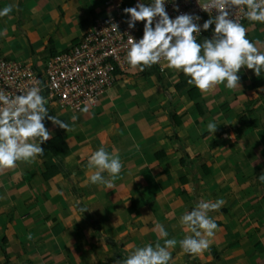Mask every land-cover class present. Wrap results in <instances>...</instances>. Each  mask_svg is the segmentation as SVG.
<instances>
[{"label": "crops", "instance_id": "0c3cea01", "mask_svg": "<svg viewBox=\"0 0 264 264\" xmlns=\"http://www.w3.org/2000/svg\"><path fill=\"white\" fill-rule=\"evenodd\" d=\"M92 1L94 4L91 3ZM116 1L123 3L126 7H134L138 2L145 3L146 0ZM8 5L13 6V11L9 14L11 18L0 17V33H2L0 34V55L11 61L32 64L38 69H42L52 56L77 44L98 16L99 10L102 11L103 8V13L107 14L111 9L107 5L103 7L102 0H0V10ZM247 33L249 36L250 32ZM252 40L256 41L260 51L264 52V38ZM180 73L165 68L161 77L163 78V74H166L168 77L175 76L178 80ZM238 75L241 77V86L233 93L226 94L228 89L225 84L217 86L212 91L213 94H204L199 91L200 97L213 96L216 101L214 100L211 104H215V107L209 110L210 113L215 114V118L210 120L211 114L206 108L205 120L203 117L198 121L192 116L195 108L189 107L190 104L183 100L184 96L177 100L176 107V101L175 103L173 101L172 106H167L164 101L161 102L165 98L171 101L173 94H163L160 90L154 89L153 84L150 83L151 79H154L152 77L145 80L148 81L147 85L141 81H135L136 79L134 86L128 85L130 81L133 82L132 77L116 81L101 99L100 104L90 109L94 118H88V122L81 125L83 128L85 125L90 126L88 129L69 130L62 133L68 144V151L59 158L46 157L41 160L38 158V167H30L28 171L33 169V177H36L39 171L36 183L34 182L38 185L39 195V207L34 209L40 208L39 215L37 212L32 215L30 211L29 215L17 216L19 214L14 212L12 222L25 224L28 219H30L29 222H33V219L36 222L46 219V223L54 224L58 218H63V221H68L66 223L68 227L72 226V229L67 231L65 246L67 251L62 253L63 259L57 262L66 260L63 264H115L127 257L124 251L125 246L129 250H134L136 247L147 244L154 246L157 240L163 244L165 238L160 236L157 225H163L168 232L167 239L175 238L179 241L186 235H191L190 231H186L180 225V217L186 211L193 210L200 200L215 201L226 197L224 200L230 203L226 202L227 205L225 204L219 211L209 213L219 226L209 249L201 255H189L184 253L177 244L175 248L169 249L173 264H264V213L261 214V218L258 217L259 220H254V217L258 216L257 213L264 212V199L257 197L249 199L243 195L251 188L249 184L246 185V182L252 187L260 185L261 192L264 191V182L254 183L250 180L255 177L252 174L253 171L259 169L264 171V159H258V156L252 152L253 147L258 145L260 148L263 144L257 152L264 153V116L261 117V115V120L259 119L257 123H248L243 120L249 128L256 129L257 135L260 136L257 141L243 140L241 146L240 138L238 144L230 149L228 145L231 140H226L222 136L218 137L217 134L225 123L228 124L227 121L233 114L222 112L223 101L221 103L220 100H224L223 96L228 98V95H231L236 99L238 94H254L258 99L250 98L255 100L250 113H254V116L264 113V70L261 71L260 76H257L254 70L247 69L245 66ZM244 82L248 83L246 90L243 89ZM154 100H158L155 105H153ZM197 101L200 102V98ZM227 104L231 103L227 102ZM173 108H175L173 115L180 121L179 125H176L173 116V119L169 117L168 110L172 112ZM228 108L226 106L224 111ZM246 108L244 109L247 110ZM187 113H189L188 118H186ZM48 114L52 116L62 113L51 109ZM184 117L186 120L182 119ZM49 121L46 117L44 124ZM199 122H202L201 125L205 123L206 127L209 122H215L218 130L214 135L209 132L202 134L198 128ZM75 123L80 124L76 121ZM48 127L46 126L47 129ZM53 132L55 131H50L51 135ZM261 133L263 136L259 135ZM220 137L223 138L221 141ZM100 147H105L110 153L118 152L123 163L119 178L114 181V187L110 189L104 185L92 184L88 179L96 171L94 168L87 167L88 157ZM185 156L188 161L195 160L188 165L190 167L180 164ZM214 159L217 160L214 161ZM201 163L205 166L203 167L205 176L200 175V172L195 169ZM22 164L28 166L27 163ZM54 165H57L60 173L49 181H43L40 178V171H46V166ZM191 168H194V171ZM241 170L245 173L246 178H243L245 183L239 182L234 177L233 171ZM22 171L26 170L21 162H17L16 168L0 174V190L6 189L4 196L0 195V206L3 207L1 210L9 209L8 207L12 206L10 203L13 204L16 198L15 195L22 193L18 191V187L23 179H17V173H15ZM1 175H7V177L3 178ZM103 175L105 179L109 178L106 172ZM208 180L209 183H207ZM57 185L68 188L70 186L74 193H78L76 195L78 199H81L82 208L77 206L79 208L77 214L64 216L59 212L57 216L58 212L54 211L56 209L54 200L49 195L50 191H54L52 193L60 191ZM33 192L36 193V191ZM227 194H229L228 197ZM19 203L17 202V208ZM22 206L24 205H20V208ZM68 206L69 212L76 211L73 205ZM240 206L244 210L246 207H251V216L244 215L247 212L243 211L241 214L230 217V209ZM26 207L32 208V206ZM26 207L23 208L27 209ZM84 208L88 210L83 212ZM54 229L55 227L52 231ZM98 230L101 233L97 232L98 237H94V231ZM251 230L255 232L252 234ZM59 232L60 229L56 227V233ZM102 232L105 234L101 235ZM33 233L37 234V231ZM46 233L50 234L47 239L51 241L46 242L48 249L45 250L46 252L43 251V254H53L52 233L49 230L38 231V234ZM98 240H102L104 246H102L103 242ZM96 245L101 252H105L107 258L99 259V254L97 256L94 251L91 253L90 249H95ZM12 247L18 248L14 244ZM41 247L38 250H41ZM106 248H114V252L110 253L111 256L118 253L121 257L108 258ZM38 250L29 248L30 253L37 254ZM38 252L42 253V250ZM220 257L223 259L220 260ZM212 258L220 261L213 263ZM108 261L110 263H107Z\"/></svg>", "mask_w": 264, "mask_h": 264}, {"label": "clouds", "instance_id": "9594fccd", "mask_svg": "<svg viewBox=\"0 0 264 264\" xmlns=\"http://www.w3.org/2000/svg\"><path fill=\"white\" fill-rule=\"evenodd\" d=\"M175 7L178 10L179 6ZM202 8L209 13L216 10L215 18L206 20L202 26L198 23V15L185 13L171 18L166 11V0H152L148 4L138 2L134 7L124 8L123 12L130 16L126 21L130 29H134L138 21L145 22L143 37L138 41H128L127 63L142 72L156 64L160 65L161 72L165 68L182 72L189 78L187 83L204 94L221 84H225L229 90L240 87L241 77L238 73L245 66L260 76L264 70V52L260 51L256 42L248 39L247 28L232 17L234 9L246 8L245 17L249 21L264 24V0H210ZM12 11V5L5 6L0 10V17L11 18L9 14ZM213 23V37L198 42L197 34L201 33V27L208 30ZM111 26L114 31L118 29L115 23ZM49 99L41 94L38 86H32L15 96L0 90V174L16 168L17 162L32 163L44 154L41 145L51 138L44 124L45 117L54 125L69 130L67 123L48 114L46 105ZM81 111L87 113L88 107ZM72 119L76 120L77 117L73 116ZM207 130L214 135L218 130L217 123L209 122ZM87 167L96 169L88 178L92 184L110 189L119 178L123 163L118 152L110 153L105 147H100L88 157ZM105 172L108 179L103 175ZM259 180L264 182V172ZM225 203L223 198L200 200L193 210L186 211L179 223L191 235L179 241L167 239L168 232L163 225H157L160 236L165 238L163 244L157 240L154 246L147 244L134 250L125 246L127 257L122 264H173L169 249L177 244L186 254H203L209 249L219 228L209 213L219 211ZM86 210L88 208H84L83 212Z\"/></svg>", "mask_w": 264, "mask_h": 264}, {"label": "rangeland", "instance_id": "374dc122", "mask_svg": "<svg viewBox=\"0 0 264 264\" xmlns=\"http://www.w3.org/2000/svg\"><path fill=\"white\" fill-rule=\"evenodd\" d=\"M91 3L94 4V1H92ZM102 4H103L102 6L105 7V1L104 0H102ZM95 6H96V4H95ZM99 15L106 16V14L103 13V8H102V11L99 10L98 16ZM98 16H96V17H98ZM242 24L247 28V32L252 33L251 35L249 33V36H248L250 38V40H252L253 38L256 39V38H260V37H261V39L264 38V24L259 23V22H251L249 20L247 22H243ZM212 31L213 30L210 27V33ZM208 38H209V36H208ZM253 42H256V41H253ZM60 50H62V49L60 48ZM160 72H161V70H160ZM160 74H162V72ZM130 77H132L133 82L130 81L128 85L134 86V84H135L134 80L135 79H136L135 81H137V82L141 81V82L145 83V85L148 84V81H145V79L140 77L139 70H134V71L124 75V77L121 78V80L130 78ZM152 78H154V77H152ZM150 83L153 84L154 89L160 90L163 94H165V93H169V94L172 93L173 94L171 96V98H172L171 101H168L165 98L161 102L164 101V103L167 104V106L168 105L172 106L173 105V101H174V103L176 101L177 102L175 104V107H176V106H178V101L177 100L184 96L183 100H186L190 104L189 107L192 106V107L195 108V110L193 112V115H192L193 119L197 120V121L200 120V119H203V117H200V114L198 113V110L196 108V105H197L196 102H193V101L189 100V98H188V96L186 94L187 89L181 90V91H176L175 90V85L178 83V80L176 79L175 76L174 77H170V76L168 77L166 74H163V78L161 77V82H158L154 78V79H151ZM247 84H248L247 82H244L243 89H245V90L247 89V87H246ZM191 87H194V85H191ZM212 91L209 92V94H211ZM233 91H235V90H229L228 89L226 94H229L231 92L233 93ZM249 95H250V97H249ZM249 95L248 94L247 95H243V94L239 95L238 94V97H242V98H239V99H238V97L236 99H234L231 95H228V98L226 96H223L224 100H222V99L220 100L221 103L223 101V104H222L223 111L222 112L223 113L225 112L226 114L227 113H233L232 117H230L229 121H227L228 124L225 123L223 125V127L219 129L220 133H219V130H218V133H217L218 137L222 136L223 138H226V140H231V142H233V143L236 142L235 144H232L230 142V145H228L230 147V149H231V147L233 145L235 146V145L238 144V139H240V138H241V142H240L241 146L243 145L242 144L243 140H249L250 139V141H253V140L257 141L260 138V136H258L257 133H256V129L249 128L248 125L243 122V120H246L248 123H250V122L251 123H253V122L257 123L258 120L261 117L264 116V113H262L260 115H257V116L256 115L254 116V113H250L251 112L250 109L255 104V100H252L250 98L258 99V97L257 96L255 97L254 94H249ZM244 99H245V101H243ZM214 100H215V97H213V96L209 97L207 95H204V96L200 97V102H198V103H200L199 104V108L201 109L202 114H205L206 108H207V111L209 112L210 109H213L215 107V104L211 105L214 102ZM239 100H241V102L238 103ZM154 101L155 102H153V105H155L158 102V100H154ZM103 102H105V100ZM131 102H134V101L131 100ZM227 102H230L231 104L228 105ZM134 103L136 104V102H134ZM181 103H183V102H181ZM167 106H166V108H169ZM226 106L229 107L227 109L229 111H227V110L224 111ZM244 108H246L247 110H245ZM259 109H258V111H259ZM261 109H262V107H261ZM174 110H175V108L172 109V112L168 110L169 117L172 118V116H174L173 115ZM243 110H245V111H243ZM241 111H243V112H241ZM68 112H70V111H68ZM222 112L220 111L221 114H222ZM73 113H75V114L73 115ZM188 114L189 113H187L186 118H188V116H189ZM210 114H211L210 120L215 118V116H214L215 114L214 113H210ZM52 116H57L60 120H62L65 123H67L69 125V130H76V131H83L84 129H88L90 126L86 127V125H85L86 128L85 127L83 128V127H81L82 123L84 124V122H88V118H91V119L94 118V117H92V115L90 113V108L89 107H88V112L87 113H85L83 111H81V112L75 111V112H71L69 114L67 112H64L62 114H53ZM73 116H76L77 119L73 120L72 119ZM186 118L184 117L182 119L186 120ZM205 118H206V116L204 117V120H205ZM249 119H252V120H249ZM93 120L96 121V119H93ZM75 121L77 123H80V124H76ZM201 124H202V122H199V127H198L199 131L202 132V134L207 133L208 130H207V127L205 126V123H203V125H201ZM261 125H263V124H261ZM45 126H49L48 127L49 131H55V132H53V135H56V134L62 135L63 132L65 133V131H69V130H66V129H62V128H60L57 125H54L52 123V121H49V122L45 123ZM58 129H59V132H58ZM257 131H258V129H257ZM262 134L263 133H261L259 135H262ZM62 136L65 137L64 135H62ZM231 137H234V139L231 138ZM223 138L220 137V141ZM224 143H225V141H224ZM215 144H216V142H215ZM261 147H263V144H261ZM258 148H259V146L256 145L255 148L254 147L252 148V152H254L258 156V159H260V158L264 159V153L260 154V152L258 151L259 152V154H258V152H257ZM231 151H233V150H231ZM216 160L217 159H214V161H216ZM183 161H184V163L182 164L180 162V164H182V166H188L189 164H192L193 161H195V160L188 161V158L185 156ZM240 161H242V160H240ZM22 163H24V162H21V165L26 171L15 172V173H17L16 174V178L17 179H19V178L23 179L22 182H20L21 185L18 187V191L22 192V193H19V194L17 193L15 195L16 198H15V200L13 202V204L16 203V205H13L12 203H10V205H12V206L8 207L9 209H7V210H1V209H3V207L0 206V240H1V238L3 236H7V239H8V241L6 243H4V246H5L6 251H7L6 257H5L4 252L0 249V264H63V263H66V260H63L62 262L61 261L57 262V261L63 259L62 253L67 251V249H65V246L67 245L66 238L68 237L67 231H70L72 229V226L68 227V224H67L68 221H63L64 220L63 218L62 219L58 218L56 221H54V224H48V223H46V219L38 220V222L34 221L35 219H33V222H29L30 219H28L25 224H21V223H17V222H12V220H11L14 217V212H17L19 214L17 216H20V215L26 216L27 214L29 215L30 211H32V215L35 212H37V215H39L38 210H40V208H37V210L34 209L35 207H39L38 206V200H39L38 196L39 195H38V191H37L38 185L35 184L36 183L35 182L36 181V177L38 176V172L39 171L36 173V177H33V174H34L32 172L33 169L31 171H28L31 166H33L35 168H36V166L38 167V157L36 158V160L34 162L27 163L28 166H24ZM208 163L211 165V161H209ZM188 167H190V166H188ZM203 167H205V166H202V163H201V165H198L197 167H195V169H196V171L200 172V175L203 174V176H205L204 175L205 171H204ZM142 169H143V167H142ZM191 169H193V171H194V168H191ZM206 171H208V169ZM40 172L43 173L44 171H40ZM262 172H264V171H261V169H259L258 171H253L252 174L255 177H252L250 179L251 182H254V183L261 182V181H259V176H260V174ZM233 173H235L234 177H236L239 182L245 183L243 178H246V177H245V173H244L243 170H241V171H233ZM2 177L3 178L7 177V175L6 176H2ZM69 180L71 181V179H69ZM207 183H209V180L207 181ZM248 184H249V186H251V188H249L247 193H243L244 196H246L249 199L251 197H257V198H260V199H262V198L264 199V191L261 192L260 185L252 187V185L250 183L246 182V185H248ZM246 185H245V187H246ZM25 187H27V189ZM57 187L60 190L58 193L57 192L56 193H52L54 191H50L51 188L49 187V191H50L49 195H50V198L54 200V204H55V207H56V209L54 211L58 212L57 216L59 215V212L64 214V216L65 215H70V214L72 215L73 213L77 214V210L79 209L77 206H79V207L82 206L81 199H78V196L76 195L78 193H74L72 191V187H70V186H69V188L71 190H69V188L65 187V186L57 185ZM5 190L6 189H1L0 190V195L1 196H4ZM33 191H36V193L33 192ZM217 194L220 195L221 193H217ZM228 196H229V194H227V197ZM224 199L226 200V197H224ZM17 202H20L18 204L19 208H17ZM226 202L230 203L229 201H226ZM69 204L73 205L74 206V210L76 209V211L69 212L70 211V207L68 206ZM225 204L227 205V203H225ZM20 205H24V206H22L20 208ZM26 206H32V208L28 209ZM23 207L24 208L26 207L27 209H24ZM241 208L242 207L240 206V207H236V208L234 207V208L230 209V213H229L230 217H233L231 215L241 214V213H243V211L247 212V214H244V215L251 216V214H250L251 207L250 208L246 207L245 210L241 209ZM260 209H261V207H260ZM256 211L258 212V209H256ZM263 213L264 212L257 213L258 216L254 217V220L255 221L257 219L259 220V218H261V214L263 215ZM40 215H42V213ZM46 218H49V216H46ZM78 219H80V218H78ZM257 223H259V222L257 221ZM53 227H55L54 231H52ZM56 227H58L60 229L59 233H56ZM240 227H241V224H240ZM41 230H46V231L49 230V232L52 233V235L54 237V239H52V242H51L52 247H53V254H51V253L43 254V251L46 252L45 250L48 249V247L46 245V242L51 241V239H47V237L50 235L48 233H46V234H38V231H41ZM33 231H37V234H34ZM102 231H104V229ZM251 231H252V234L255 232V230H251ZM94 232H95V236L94 237H96V236L98 237V235H96L97 232L101 233L100 230L94 231ZM258 232H256V233H258ZM102 233L103 234H101V235L105 234L104 232H102ZM29 237H31V238H29ZM98 241H102V240H98ZM12 244H14L18 248L14 249L12 247ZM117 244L118 243L116 242V245ZM40 246H42L41 247L42 248L41 249L42 253L38 252V251H41V250H38V248ZM102 246H104V242H103ZM0 247H1V244H0ZM95 247H96L95 249L94 248L90 249L91 253L94 251L97 254V256L99 254V256H100L99 259L104 258V257L107 258V255L105 254V252L104 251L101 252L100 249H98L99 248L98 245H96ZM29 248L30 249L31 248L37 249L38 250L37 254H35L33 252L30 253ZM106 250H107V254H108V258H109L112 255L110 253L114 252V248H111V249L106 248ZM116 257L120 258L121 256L118 253H116L113 256H111L110 258H116ZM7 258L9 259L8 262H7ZM222 259H223V257H220V260H222ZM211 260H212L213 263H218L220 261L219 259H218L219 260L218 261V260H215L213 258ZM88 261H90V260H88ZM122 261L116 262L115 264H119V263L122 264ZM107 263H110V262L108 261Z\"/></svg>", "mask_w": 264, "mask_h": 264}, {"label": "built area", "instance_id": "2783aa9c", "mask_svg": "<svg viewBox=\"0 0 264 264\" xmlns=\"http://www.w3.org/2000/svg\"><path fill=\"white\" fill-rule=\"evenodd\" d=\"M105 2L111 8L106 16L96 17L77 44L52 56L42 69L0 55V90L15 96L38 86L45 98L50 97L46 105L49 111L81 112L85 106L96 108L116 81L138 69L127 63L126 53L129 39L138 41L143 37L145 23L138 21L135 28L130 29L126 22L130 16L123 12L126 6L116 0ZM151 2L145 1L146 4ZM209 3L210 0H166V11L173 19L185 13L198 15L202 26L216 16L215 9L210 13L203 10L202 6ZM245 12L246 8L234 9L232 18L242 24L247 19ZM112 23L118 25L117 30H113ZM211 28L209 38L214 35V23ZM203 33L201 27L197 39Z\"/></svg>", "mask_w": 264, "mask_h": 264}, {"label": "trees", "instance_id": "16d2710c", "mask_svg": "<svg viewBox=\"0 0 264 264\" xmlns=\"http://www.w3.org/2000/svg\"><path fill=\"white\" fill-rule=\"evenodd\" d=\"M248 19H246L244 22H247ZM210 34V29L208 30H204V33L202 36H200L197 41L198 42H203L206 38H208ZM139 72H140V77L147 80L148 78L154 77L158 82H161V72H160V67L156 64L153 65L151 68H147L145 69L143 72L140 71V69L138 68ZM188 77L184 76V74L181 72L178 75V83L175 85V90L176 91H181V90H185L187 89V96L189 98V100L191 101H195L196 102V108L198 110V113L200 114V117H204V114H202L201 109L199 108V103H198V98H200V92L199 90L194 86L191 87L190 84L187 83L188 81ZM173 120L176 123V125L180 124V121L177 119V117L174 115L173 116ZM41 147L44 148V154L42 156H38V158L44 159L46 157H52V158H59L61 156H63V154H65L68 151V144L65 140V138L62 135H51V138L44 142ZM182 164L184 163L183 159L181 160ZM46 171H44L43 173L40 174V178L43 181H49L51 180L54 176H56L58 173H60L57 165L54 166H46ZM8 241L6 236H3L0 240V244L1 247L0 249L4 252L5 257H6V248L4 246V243H6ZM8 260V258H7Z\"/></svg>", "mask_w": 264, "mask_h": 264}]
</instances>
